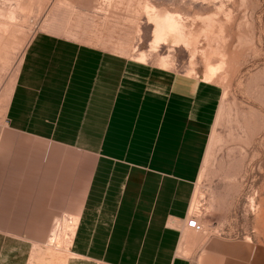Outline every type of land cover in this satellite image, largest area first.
<instances>
[{
    "label": "crops",
    "instance_id": "0c3cea01",
    "mask_svg": "<svg viewBox=\"0 0 264 264\" xmlns=\"http://www.w3.org/2000/svg\"><path fill=\"white\" fill-rule=\"evenodd\" d=\"M168 66L32 35L0 131V264L247 263L186 232L222 91ZM62 222L58 260L46 246Z\"/></svg>",
    "mask_w": 264,
    "mask_h": 264
},
{
    "label": "rangeland",
    "instance_id": "374dc122",
    "mask_svg": "<svg viewBox=\"0 0 264 264\" xmlns=\"http://www.w3.org/2000/svg\"><path fill=\"white\" fill-rule=\"evenodd\" d=\"M42 29L198 74L213 66L203 78L222 92L190 204L201 229L186 232L264 264V0H0V131L24 47ZM70 229L58 223L48 239L55 259L67 258Z\"/></svg>",
    "mask_w": 264,
    "mask_h": 264
},
{
    "label": "bare ground",
    "instance_id": "6f19581e",
    "mask_svg": "<svg viewBox=\"0 0 264 264\" xmlns=\"http://www.w3.org/2000/svg\"><path fill=\"white\" fill-rule=\"evenodd\" d=\"M169 20H170V17L169 16H166V17H164L163 22L168 23ZM155 29L157 30V27L153 28V31H152L153 33H155L154 32ZM163 40H164V38H163ZM163 40L160 39V37L158 38V37L155 36L154 39L152 40L153 49H155L156 46H158V44L163 43ZM142 57H143V55H142ZM214 71L215 70H214L213 66L208 64L205 67V69H204L203 76L211 77L213 74H215L216 71L215 72Z\"/></svg>",
    "mask_w": 264,
    "mask_h": 264
},
{
    "label": "built area",
    "instance_id": "2783aa9c",
    "mask_svg": "<svg viewBox=\"0 0 264 264\" xmlns=\"http://www.w3.org/2000/svg\"><path fill=\"white\" fill-rule=\"evenodd\" d=\"M186 226L195 231H199L201 229V225L199 224L197 217L190 212H189V218L186 222Z\"/></svg>",
    "mask_w": 264,
    "mask_h": 264
}]
</instances>
